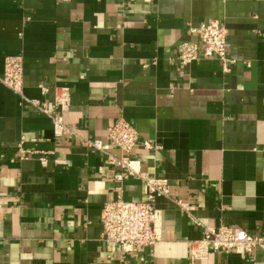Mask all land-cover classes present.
Listing matches in <instances>:
<instances>
[{
  "label": "crops",
  "instance_id": "obj_1",
  "mask_svg": "<svg viewBox=\"0 0 264 264\" xmlns=\"http://www.w3.org/2000/svg\"><path fill=\"white\" fill-rule=\"evenodd\" d=\"M207 20L227 31L226 71L172 59ZM7 56H21L23 81L20 95L0 82V264H264L261 249L191 256L194 219L264 234V0H0V77ZM58 87L61 136L37 107ZM120 119L138 134L129 157L185 205L156 198L160 239L135 253L100 240V211L119 191L144 201V185L116 183L82 145L119 156L106 134Z\"/></svg>",
  "mask_w": 264,
  "mask_h": 264
},
{
  "label": "built area",
  "instance_id": "obj_2",
  "mask_svg": "<svg viewBox=\"0 0 264 264\" xmlns=\"http://www.w3.org/2000/svg\"><path fill=\"white\" fill-rule=\"evenodd\" d=\"M195 37L192 42H183L175 50L173 60L181 66H186L199 58H213L221 62L226 71L233 62L226 56L227 31L216 20H207L189 28ZM23 81V61L21 56H7L4 58L3 71L0 82L16 94H21ZM46 92V88H42ZM36 105L35 103H33ZM38 109L51 121L55 136H61L67 128L64 125L62 112L68 108V92L64 88H54V100L50 107L45 104ZM106 139L110 145L117 148L119 156L113 155L106 144L99 140H84L82 145L92 149L105 158L106 164L118 170L113 179L121 184L129 177H136L144 185V201L133 202L124 200L119 193L113 200L103 204L100 211L101 235L100 240L108 247H114L121 253H135L142 248L154 246L160 239L159 226L161 215L154 202L158 197L170 200L179 208L185 205L178 199L171 197L168 184L161 179L154 178L148 173L141 172L139 162L129 157L136 148L138 134L125 120H118L107 128ZM145 147H150L145 145ZM20 157H25L21 142L17 144ZM44 164V158H39ZM194 223L202 232L200 240L191 244V256L200 258L207 252L223 255L229 253L246 257L257 249L264 251V234H254L240 228L230 226H207L194 219Z\"/></svg>",
  "mask_w": 264,
  "mask_h": 264
}]
</instances>
